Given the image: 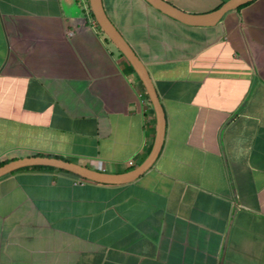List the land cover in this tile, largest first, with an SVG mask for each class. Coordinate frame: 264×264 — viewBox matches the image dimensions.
I'll use <instances>...</instances> for the list:
<instances>
[{"label":"crops","instance_id":"crops-1","mask_svg":"<svg viewBox=\"0 0 264 264\" xmlns=\"http://www.w3.org/2000/svg\"><path fill=\"white\" fill-rule=\"evenodd\" d=\"M101 1L162 106L160 152L124 184L38 168L0 177V264H264V0L213 26ZM165 1L205 14L226 0ZM79 6L0 0V161L118 174L149 153L145 90Z\"/></svg>","mask_w":264,"mask_h":264},{"label":"water","instance_id":"water-1","mask_svg":"<svg viewBox=\"0 0 264 264\" xmlns=\"http://www.w3.org/2000/svg\"><path fill=\"white\" fill-rule=\"evenodd\" d=\"M152 8L159 12L187 25L192 26H213L229 10L240 7L251 0H226L213 11L205 14H190L171 5L165 0H144ZM89 9L93 15L100 31L108 38L115 48L122 54L124 59L132 67L134 73L142 84L155 115V134L152 146L147 156L134 168L123 173L110 174L97 171L77 163L61 158L36 155L21 157L10 160L0 165V177H3L16 170L29 167H52L70 172L78 177L103 184H124L135 180L142 175L156 160L163 144L165 132V119L162 106L157 97L156 91L139 57L111 22L102 5L101 0H88Z\"/></svg>","mask_w":264,"mask_h":264},{"label":"trees","instance_id":"trees-1","mask_svg":"<svg viewBox=\"0 0 264 264\" xmlns=\"http://www.w3.org/2000/svg\"><path fill=\"white\" fill-rule=\"evenodd\" d=\"M76 1L78 2L79 0H76ZM241 6H243V5H241ZM241 6H240V7H241ZM89 15L93 18V15H92L91 11L89 12ZM96 26H97V25H96ZM97 29L100 31V29L98 28V26H97ZM100 32H101V31H100ZM101 33H102V32H101ZM102 35L104 36V39H105L106 41H108V38L105 37V35H104L103 33H102ZM120 56L123 57L122 54H120ZM122 67L126 70L127 73H133V74L135 75L136 79L139 81V79L137 78L136 74L134 73L132 67H131V66L129 65V63L124 59V57H123V61H122ZM143 91H144V90H143ZM143 93H144L145 98L148 99L146 93H145V92H143ZM5 162H8V161H0V165H2V164L5 163ZM29 168H33V169H35V168H38V169H52V170H56V171L67 172V171H64V170H61V169L52 168V167H44V166L29 167ZM29 168H25V169H29ZM67 173H70V172H67ZM70 174H72V173H70ZM72 175L75 176V177H78L77 175H74V174H72ZM78 178H80V177H78ZM81 179H82V178H81Z\"/></svg>","mask_w":264,"mask_h":264},{"label":"built area","instance_id":"built-area-1","mask_svg":"<svg viewBox=\"0 0 264 264\" xmlns=\"http://www.w3.org/2000/svg\"><path fill=\"white\" fill-rule=\"evenodd\" d=\"M83 12L85 13V15L89 18V21L92 23L93 26H96V22L94 21V18H92L89 15L90 9H89V5H88V0H79L78 1ZM131 164V162H129Z\"/></svg>","mask_w":264,"mask_h":264},{"label":"rangeland","instance_id":"rangeland-1","mask_svg":"<svg viewBox=\"0 0 264 264\" xmlns=\"http://www.w3.org/2000/svg\"><path fill=\"white\" fill-rule=\"evenodd\" d=\"M79 3V2H78ZM80 5V4H79ZM77 6H78V4H77ZM80 7V6H79ZM81 8V7H80ZM108 42V44L110 45V47L112 48V50L114 51V53L117 55V56H119V58L121 59V60H123V57H121L120 56V52L115 48V46L108 40L107 41Z\"/></svg>","mask_w":264,"mask_h":264}]
</instances>
